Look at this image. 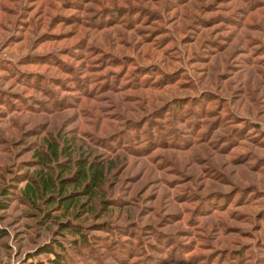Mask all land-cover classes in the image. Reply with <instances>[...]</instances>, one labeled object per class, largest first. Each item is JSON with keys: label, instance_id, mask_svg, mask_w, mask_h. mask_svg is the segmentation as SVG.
I'll return each instance as SVG.
<instances>
[{"label": "rangeland", "instance_id": "rangeland-1", "mask_svg": "<svg viewBox=\"0 0 264 264\" xmlns=\"http://www.w3.org/2000/svg\"><path fill=\"white\" fill-rule=\"evenodd\" d=\"M0 264H264V0H0Z\"/></svg>", "mask_w": 264, "mask_h": 264}, {"label": "trees", "instance_id": "trees-1", "mask_svg": "<svg viewBox=\"0 0 264 264\" xmlns=\"http://www.w3.org/2000/svg\"><path fill=\"white\" fill-rule=\"evenodd\" d=\"M84 174L89 175V178H90V180L88 182L89 185H93V186L98 185L97 179H99V170L95 166L91 165L88 169H84L82 167L80 170L77 171L75 176L80 177L81 175H84ZM44 185L45 186L48 185V182L44 181ZM76 233L79 234L82 232L80 229H77ZM83 236H85V235L83 234ZM46 250L47 251H55L59 255L61 253V252H57L53 247H48V248H46ZM57 261H59V260H57Z\"/></svg>", "mask_w": 264, "mask_h": 264}]
</instances>
